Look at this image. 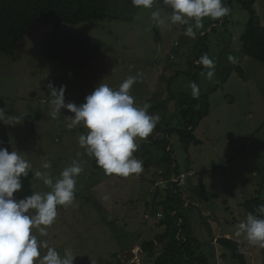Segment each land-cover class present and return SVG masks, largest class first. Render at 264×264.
<instances>
[{
    "label": "rangeland",
    "instance_id": "1",
    "mask_svg": "<svg viewBox=\"0 0 264 264\" xmlns=\"http://www.w3.org/2000/svg\"><path fill=\"white\" fill-rule=\"evenodd\" d=\"M229 2L223 0L224 6L229 8ZM254 8L264 26V0H257ZM153 11L161 12L162 17L171 12L160 0L151 9L112 0L108 5L111 16L102 20L58 26L32 22L15 55L0 54V108L18 121L15 125L0 122V147L22 155L32 164L34 175L36 171H50L54 182L73 160L83 168L76 177L73 205L57 206L58 215L46 228V236L40 237L36 229L33 234L61 256L71 253L74 264H119L123 252L131 249L136 250L137 258H128L127 264L151 263L139 245L165 229L148 212H153L155 203L162 212L160 202L166 198L168 184L161 172L170 166L156 163L163 152L150 151L147 155L142 144L152 136L137 137L133 156L143 162V172L128 177L105 174L78 143L80 135H87L89 130L82 124L67 126L74 114L62 109L52 118L53 97L47 85L66 86L65 102L77 105L84 103L99 84L118 90L130 76L136 77L130 89L136 107L150 103L169 83L173 92L188 97L192 96L190 84L197 72L191 64L207 49L215 63V74L209 80L208 70L199 65L197 84L209 97V112L194 131L201 143L187 149L176 134L170 138L179 171L191 169L196 173L187 180L179 210L193 228L200 242L199 252L209 264H240L220 244L221 237L244 243L247 264H264V248L250 245L243 234H235L247 217L244 202L255 195L264 179V64L244 55L240 41L250 14L233 1L225 25L205 17L203 28L196 29L195 21L190 20L196 33L193 38L185 34L189 25L172 24L166 18L164 24H157L151 18ZM212 21L217 22L214 30L209 24ZM56 28L99 38L104 48L87 68L63 66L39 53L44 33ZM229 56L236 62H230ZM235 66H240L243 74L233 69L228 80L214 90L222 70ZM168 107L169 111L159 117L175 128L181 122L179 100L170 101ZM151 157L152 163L146 167ZM45 160L51 162L50 170L41 167ZM156 184L160 191L155 200ZM33 190L41 194L51 191L36 176ZM46 252V248L41 249L42 255Z\"/></svg>",
    "mask_w": 264,
    "mask_h": 264
},
{
    "label": "clouds",
    "instance_id": "2",
    "mask_svg": "<svg viewBox=\"0 0 264 264\" xmlns=\"http://www.w3.org/2000/svg\"><path fill=\"white\" fill-rule=\"evenodd\" d=\"M157 0H132L137 8L151 9ZM170 9V14L162 17L161 12L153 11L151 18L157 24H164L165 18L172 24L189 25L194 20L196 29L203 28V18L218 20L229 14L230 9L223 0H160ZM194 27L189 25L185 34L195 37ZM235 63V58L228 57ZM199 64L208 69L206 75L212 80L215 74V63L207 54L200 58ZM136 82V77H128L119 89H113L108 84L101 83L85 97V102L77 105L65 102L66 86H55L49 82L47 88L53 97L51 116L57 118L62 109H67L74 115L67 125L72 128L83 125L88 129L87 135H80L78 143L89 157H94L96 163L105 174H117L128 177L137 176L143 172V162L137 160L133 153L138 145L135 138L145 139L153 132L159 122V115L149 114L151 106L145 103L136 107L130 89ZM193 98H198L200 89L195 82L190 84ZM0 122L5 125H15L17 119L7 115L0 108ZM3 141L0 140V145ZM41 167L50 170V161H43ZM32 164L17 151L0 147V264H74L75 256L65 252L61 256L47 242L38 239L47 235L46 228L51 226L57 215V206L73 205L76 191V177L83 171L81 163L73 160L64 168L60 178L54 179L50 171H36L35 176L48 186L51 191L33 193L22 199H17L14 193L22 189L21 177H26ZM44 226V227H41ZM236 236L242 234L252 246L264 248V204L255 209V214L248 213L246 220L241 221ZM46 248V254L41 249Z\"/></svg>",
    "mask_w": 264,
    "mask_h": 264
},
{
    "label": "trees",
    "instance_id": "3",
    "mask_svg": "<svg viewBox=\"0 0 264 264\" xmlns=\"http://www.w3.org/2000/svg\"><path fill=\"white\" fill-rule=\"evenodd\" d=\"M111 1L0 0V54L14 56L20 40L32 22L51 23L58 26L61 24L77 25L83 22L102 20L111 16L108 12V5ZM233 1L250 14L245 31L240 37L242 52L244 55L264 64V26L260 24L259 15L254 8L257 0H230L229 9L232 8ZM126 2L132 4V0H126ZM228 16L229 14L218 19V21L225 25ZM209 24L214 26L217 22L212 21ZM214 28L215 26L212 30ZM103 48L104 42L99 38L56 28L44 33L39 53L45 58L59 61L63 66L84 69L90 66ZM205 54L208 55L207 49L204 52ZM199 60L200 58L198 57L191 64L197 71L192 76V82L196 84L198 69H200L199 65L202 66V70H208L198 63ZM233 69L243 74L244 70L240 66H235V68L225 67L222 70L220 80L213 86L214 90L228 80ZM163 89H165L163 93H158L156 97L149 100L151 106L148 108V112L152 115L166 114L169 111V102L178 99L181 109L179 112L181 115L180 125L174 128L159 119L153 132L149 135L152 137L148 138L149 140L143 143L142 147L147 155L150 151L159 152L161 150L163 153L158 156L156 163L159 166L162 164L170 166V169L161 172L166 177L168 184L166 198L160 202L163 207L161 212L163 216L161 218L157 217L159 209L155 208L156 203L153 205V212L148 210L151 213L150 216L153 215L159 220V227L164 226L165 229L153 239L144 241L139 246L141 251L150 257V264H209L208 258L199 252L200 242L194 235L193 228L179 210L183 202L182 194L185 187L180 190L176 184L169 182L171 177L181 173L173 158V146L170 138L173 134H176L179 141L187 149L191 144L201 143L194 131L199 122L209 112V97L201 92L198 98H193V96L180 97L177 92L171 90L170 83ZM162 94H167V97H162ZM153 158L148 159V162L145 163L146 167L152 163ZM34 178L35 175L31 170H29L26 177H21L22 189L14 193L17 199L25 198L34 193ZM156 186L155 200L160 191V186L157 184ZM202 189L205 191V187ZM261 204H264V179L255 190V195L247 199L243 206L248 215L250 212L255 214V209ZM219 242L223 247L231 251L232 257L238 260L240 264H247L246 256L243 252L245 246L243 242L228 237H221ZM119 264H122V261Z\"/></svg>",
    "mask_w": 264,
    "mask_h": 264
},
{
    "label": "built area",
    "instance_id": "4",
    "mask_svg": "<svg viewBox=\"0 0 264 264\" xmlns=\"http://www.w3.org/2000/svg\"><path fill=\"white\" fill-rule=\"evenodd\" d=\"M194 175L195 172L193 170L182 171L179 175L171 177L169 182L176 184V186L182 190L185 187L187 180ZM162 216L163 214L161 212L157 214L158 218H161Z\"/></svg>",
    "mask_w": 264,
    "mask_h": 264
},
{
    "label": "water",
    "instance_id": "5",
    "mask_svg": "<svg viewBox=\"0 0 264 264\" xmlns=\"http://www.w3.org/2000/svg\"><path fill=\"white\" fill-rule=\"evenodd\" d=\"M136 250L135 249H131V250H126L123 252V254L121 255V261L122 264H127V260L129 259H134L137 258V254H136Z\"/></svg>",
    "mask_w": 264,
    "mask_h": 264
}]
</instances>
